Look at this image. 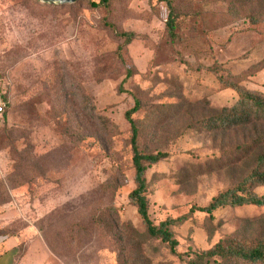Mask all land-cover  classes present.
<instances>
[{
  "label": "rangeland",
  "instance_id": "1",
  "mask_svg": "<svg viewBox=\"0 0 264 264\" xmlns=\"http://www.w3.org/2000/svg\"><path fill=\"white\" fill-rule=\"evenodd\" d=\"M91 1L0 0L10 101L0 129V264H118L114 233L126 223L144 231L128 198L135 185L125 112L137 98L141 147L169 153L147 169L151 218L189 214L174 227L177 250H206L232 234L264 239V206H225L212 218L191 211L237 185L264 149L235 151L261 123L219 131L199 123L235 99L217 73L230 69L264 91V20L247 16L257 8L175 0L184 40L174 43L166 2ZM116 31L136 35L124 45ZM255 191L264 194V185ZM149 247L156 259L182 264L163 245Z\"/></svg>",
  "mask_w": 264,
  "mask_h": 264
},
{
  "label": "trees",
  "instance_id": "2",
  "mask_svg": "<svg viewBox=\"0 0 264 264\" xmlns=\"http://www.w3.org/2000/svg\"><path fill=\"white\" fill-rule=\"evenodd\" d=\"M77 1V0H76ZM75 1V2H76ZM112 0H92V5L108 7ZM166 2L168 15L165 21L167 37L172 42H182L183 35L179 30L180 14L176 9L175 0H158ZM243 0H231V7L235 8ZM251 3L255 11L247 14L251 23L264 20V0H246ZM74 2V3H75ZM71 4V3H69ZM64 5V4H62ZM113 28L114 26L111 25ZM116 33L124 38V45L135 37L134 32L122 31ZM122 46H120L121 50ZM214 71V65L207 68ZM228 74H218L217 78L222 89L231 88L235 91V99L230 105H224L219 113L202 119L199 123L210 131L233 130L255 123H261L262 129L250 142L240 144L235 151L241 155H248L255 148L264 145V91L247 87L242 83L239 74L230 69ZM251 73L249 75H253ZM130 73H127V76ZM231 76V78L227 77ZM1 77V74H0ZM8 96V95H7ZM9 99V96H8ZM141 101L136 99L135 105L125 112L130 123V146L134 168V188L129 193V201L134 205L141 217L144 231L140 232L126 223L121 231L114 233L118 247V264H171L165 259H156L150 251V244H161L172 255H176L182 264H264V239L248 242L235 234L226 236L216 242L209 249L202 251L179 252V241L174 227L189 219V214L176 217L168 216L160 223H155L150 215V182L147 169L169 156L165 151H145L140 144L141 127L134 118L140 109ZM2 128V127H1ZM0 128V129H1ZM264 185V149L256 155L253 169L234 186L220 191L204 206H195L191 211L206 212L211 218L215 210L225 206L239 207L243 205L264 206V194L255 191V187Z\"/></svg>",
  "mask_w": 264,
  "mask_h": 264
},
{
  "label": "built area",
  "instance_id": "3",
  "mask_svg": "<svg viewBox=\"0 0 264 264\" xmlns=\"http://www.w3.org/2000/svg\"><path fill=\"white\" fill-rule=\"evenodd\" d=\"M9 99L7 96V91L5 89V83L3 78L0 77V128L4 126L7 120V109L9 106Z\"/></svg>",
  "mask_w": 264,
  "mask_h": 264
},
{
  "label": "water",
  "instance_id": "4",
  "mask_svg": "<svg viewBox=\"0 0 264 264\" xmlns=\"http://www.w3.org/2000/svg\"><path fill=\"white\" fill-rule=\"evenodd\" d=\"M40 1L49 4H69V3H74L76 0H40Z\"/></svg>",
  "mask_w": 264,
  "mask_h": 264
}]
</instances>
